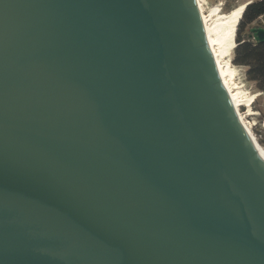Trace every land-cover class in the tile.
I'll list each match as a JSON object with an SVG mask.
<instances>
[{"label": "water", "instance_id": "95a60500", "mask_svg": "<svg viewBox=\"0 0 264 264\" xmlns=\"http://www.w3.org/2000/svg\"><path fill=\"white\" fill-rule=\"evenodd\" d=\"M253 153L191 0H0V264H264Z\"/></svg>", "mask_w": 264, "mask_h": 264}, {"label": "rangeland", "instance_id": "374dc122", "mask_svg": "<svg viewBox=\"0 0 264 264\" xmlns=\"http://www.w3.org/2000/svg\"><path fill=\"white\" fill-rule=\"evenodd\" d=\"M201 7L205 13L210 14L213 8L218 7V11L213 17L210 18L209 24H215L220 22V30L225 33V45L223 49V58L228 61L229 68L231 67L230 79L234 84L233 89L239 90L244 95V99L250 101L251 105H247L244 101L240 106V113L243 115L247 125L259 141V135L264 136V96L262 92L256 87L255 83L248 80L246 76V68L235 65L233 63L234 47L237 45V31L236 27L238 20L241 17L242 11L245 6L255 0H199ZM264 23V19H261L258 24ZM253 27H257L256 23ZM234 48V49H233ZM228 66H225L226 68ZM239 88H235V86ZM260 143V142H259ZM261 144V143H260ZM264 147V144H261Z\"/></svg>", "mask_w": 264, "mask_h": 264}, {"label": "bare ground", "instance_id": "6f19581e", "mask_svg": "<svg viewBox=\"0 0 264 264\" xmlns=\"http://www.w3.org/2000/svg\"><path fill=\"white\" fill-rule=\"evenodd\" d=\"M193 5V10L195 16L199 20L200 27V36L202 42V48L205 52V55L212 67L214 78L220 90L227 95L230 111L233 115V118L241 130L242 134L254 150L252 156L257 154L264 161V147L256 139L255 135L247 125L246 121L243 118V115L240 113V106L245 101L247 105H250V101L244 99V95L241 91H235L231 84H234L229 78L231 75V67L228 66V61H225L223 58V49L225 45V33H223L219 28L221 23L209 24L210 18L215 15L219 10L218 7L213 8L210 11V14H206L201 7V2L199 0H191ZM225 66H228L227 68ZM235 88H239L237 85Z\"/></svg>", "mask_w": 264, "mask_h": 264}, {"label": "trees", "instance_id": "16d2710c", "mask_svg": "<svg viewBox=\"0 0 264 264\" xmlns=\"http://www.w3.org/2000/svg\"><path fill=\"white\" fill-rule=\"evenodd\" d=\"M261 19H264V0L249 2L236 27L237 45L233 48V63L246 68L248 80L255 83L264 96V42L257 41L251 32L254 23L257 27H264V23L258 24ZM258 135L259 142L264 144V136Z\"/></svg>", "mask_w": 264, "mask_h": 264}, {"label": "built area", "instance_id": "2783aa9c", "mask_svg": "<svg viewBox=\"0 0 264 264\" xmlns=\"http://www.w3.org/2000/svg\"><path fill=\"white\" fill-rule=\"evenodd\" d=\"M252 103V102H251ZM251 103H250V105H251ZM264 127V126H263Z\"/></svg>", "mask_w": 264, "mask_h": 264}]
</instances>
